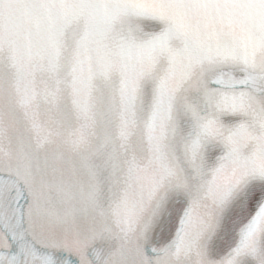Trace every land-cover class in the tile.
<instances>
[{"label":"snow or ice","instance_id":"obj_1","mask_svg":"<svg viewBox=\"0 0 264 264\" xmlns=\"http://www.w3.org/2000/svg\"><path fill=\"white\" fill-rule=\"evenodd\" d=\"M0 264H264V0H0Z\"/></svg>","mask_w":264,"mask_h":264}]
</instances>
